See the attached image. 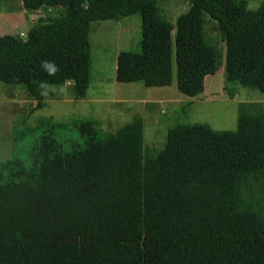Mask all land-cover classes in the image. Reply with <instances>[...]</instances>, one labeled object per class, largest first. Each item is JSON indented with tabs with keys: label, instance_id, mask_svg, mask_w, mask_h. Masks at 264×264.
I'll return each instance as SVG.
<instances>
[{
	"label": "trees",
	"instance_id": "obj_1",
	"mask_svg": "<svg viewBox=\"0 0 264 264\" xmlns=\"http://www.w3.org/2000/svg\"><path fill=\"white\" fill-rule=\"evenodd\" d=\"M24 1L58 9L24 38L0 36V82L20 85L36 108L45 106L40 82H70L84 98L92 22L135 14L140 50L118 53V82L167 86L175 74L181 93L201 94L223 63L205 35L207 14L223 33L226 80L264 93V0L256 9L186 0L174 23L161 0ZM44 60L60 71L48 75ZM74 127L83 141L66 151L49 132L29 167L0 162V264H264L262 113L240 111L235 130L176 122L156 150L144 146L140 116L103 134L96 120Z\"/></svg>",
	"mask_w": 264,
	"mask_h": 264
},
{
	"label": "rangeland",
	"instance_id": "obj_2",
	"mask_svg": "<svg viewBox=\"0 0 264 264\" xmlns=\"http://www.w3.org/2000/svg\"><path fill=\"white\" fill-rule=\"evenodd\" d=\"M21 2L27 14L28 29L40 19L45 21L58 14L57 8L43 6L34 9L31 3ZM260 2L247 0V7L256 9ZM161 6L165 16L174 23L178 15L188 9L189 2L161 0ZM205 20L206 38L221 53L223 63L214 74L205 77L204 91L197 96L181 93L175 74L173 82L167 86L116 80L118 53L140 50L139 14L92 22L91 82L84 98L77 99L72 83L66 82L62 88L46 89L45 106L36 108L35 100L29 98L20 85L0 82V162L19 159L29 167L34 146L43 134L49 132L66 151L72 144L83 141L74 127V123L82 119L96 120L97 129L103 134L114 132L134 116H140L144 146L156 150L164 144L168 128L176 122L206 123L216 130H235L242 110L262 113L264 117L263 92L226 80V46L222 30L209 15H205ZM24 32L23 26L0 18V36L24 38ZM44 120L59 126L50 129L49 125L42 124Z\"/></svg>",
	"mask_w": 264,
	"mask_h": 264
},
{
	"label": "crops",
	"instance_id": "obj_3",
	"mask_svg": "<svg viewBox=\"0 0 264 264\" xmlns=\"http://www.w3.org/2000/svg\"><path fill=\"white\" fill-rule=\"evenodd\" d=\"M22 0H0V18H7L13 25L23 26L24 33L27 32V14L22 9ZM16 5V6H15ZM15 6V7H14ZM14 7V9H11Z\"/></svg>",
	"mask_w": 264,
	"mask_h": 264
},
{
	"label": "clouds",
	"instance_id": "obj_4",
	"mask_svg": "<svg viewBox=\"0 0 264 264\" xmlns=\"http://www.w3.org/2000/svg\"><path fill=\"white\" fill-rule=\"evenodd\" d=\"M42 69L50 76H55L59 71V67L55 64L54 61L44 60L41 62ZM39 87L41 89H49L55 90V86L47 84V82H40Z\"/></svg>",
	"mask_w": 264,
	"mask_h": 264
},
{
	"label": "built area",
	"instance_id": "obj_5",
	"mask_svg": "<svg viewBox=\"0 0 264 264\" xmlns=\"http://www.w3.org/2000/svg\"><path fill=\"white\" fill-rule=\"evenodd\" d=\"M21 35L23 36L24 34L22 33Z\"/></svg>",
	"mask_w": 264,
	"mask_h": 264
}]
</instances>
